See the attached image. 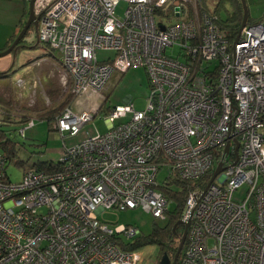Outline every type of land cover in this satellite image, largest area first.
Here are the masks:
<instances>
[{
  "label": "built area",
  "instance_id": "1",
  "mask_svg": "<svg viewBox=\"0 0 264 264\" xmlns=\"http://www.w3.org/2000/svg\"><path fill=\"white\" fill-rule=\"evenodd\" d=\"M196 2L33 0L36 39L62 54L79 108L61 113L57 131L75 136L92 121L115 72L144 68L149 93L143 110L116 106L108 130L65 149L51 172L27 168L12 182L0 155V264H142L126 243L137 229L98 216L142 208L164 220L173 202L157 173L193 182L220 163L185 200L177 264H264V17L230 42ZM97 51L114 56L100 62Z\"/></svg>",
  "mask_w": 264,
  "mask_h": 264
},
{
  "label": "rangeland",
  "instance_id": "2",
  "mask_svg": "<svg viewBox=\"0 0 264 264\" xmlns=\"http://www.w3.org/2000/svg\"><path fill=\"white\" fill-rule=\"evenodd\" d=\"M199 2L203 4L206 12L211 13L214 9V0H201ZM245 2L248 10V24L261 22L264 17V0H245ZM19 4H21L19 0H0V35H2L1 31L6 32L7 35L11 33L15 25L14 23H16L20 16V10L18 9ZM124 9L125 4L120 3L115 11L116 16L121 18ZM213 15H215L217 19H220L224 17L225 11L222 10ZM27 18L28 16L25 18L24 22H26ZM23 40L24 43L12 57L13 62L9 73H7L8 75L0 80V86L5 88L4 92L3 89L0 90V96H2V98L10 97L12 99L16 98L18 92H20V87L15 86V81L22 79L25 82L24 90L22 91L24 97H26L22 103V106L25 108L20 113L15 111L16 107L13 102H11V105H3L0 103V129L5 132L7 139L13 143L16 148V157L13 158L5 168L6 174L12 182H19L21 180L24 169L31 168L37 163L50 162L52 164H57L65 149L79 144L97 133H105L108 130L107 119L109 117V112L115 106L124 105L127 99L130 100V103L133 104V108L136 111L145 109L146 97L149 93L148 81L144 68H131L123 74L115 72L102 92L103 99H106V103L96 117L85 124L79 133L73 137L61 134L59 131L51 129L47 121L38 118L37 115L40 107H29L27 101H29L30 98H38L39 100L40 98H46L42 93L43 91L54 88H59L60 92L62 91L60 86L65 84L68 77L61 65L63 56L59 51H52L50 49L49 52L51 56H48V51L44 45L36 43V31L33 25L30 26ZM25 45L27 47H22ZM0 47H2V44H0ZM178 50L179 47L174 46L173 50H167V54L175 56ZM96 55L99 61H104L107 58H112L114 53L112 51H97ZM33 81H37L38 88L33 89L32 92L29 91V87ZM31 93L33 94L32 96H30ZM92 99L93 98H88V100ZM38 104L40 105L41 101ZM101 104L102 101H99L98 105ZM91 105L92 103H86V107H90ZM3 107L5 108V113L2 112ZM72 110L78 111L79 108L77 109L73 105ZM23 117H28V119L23 121ZM30 120H32L34 124L32 127H27ZM124 120L126 119L123 118L115 123L117 124ZM23 128L26 129L24 137H21L19 132ZM262 133L264 134V129ZM0 153H2L1 148ZM233 158L234 157H230L229 159L232 160ZM14 161L23 163L24 167L21 168L19 164H15ZM169 173V169L166 168L159 171L156 176L157 183L162 184ZM243 194L244 189H241L234 194L233 199L239 201ZM169 209H174L173 203L170 204ZM98 220L106 223L110 228L131 226L137 229L138 236L148 235L153 230L154 223L160 228L165 225V222L155 219L151 212L145 211L142 208L120 212L107 211L99 215ZM135 238L136 237H132V239H128L126 243L132 244ZM139 251L143 259L142 264H158L156 246H146ZM163 259L164 258L159 260L160 264L163 262ZM165 260L164 264H171L169 259Z\"/></svg>",
  "mask_w": 264,
  "mask_h": 264
},
{
  "label": "trees",
  "instance_id": "3",
  "mask_svg": "<svg viewBox=\"0 0 264 264\" xmlns=\"http://www.w3.org/2000/svg\"><path fill=\"white\" fill-rule=\"evenodd\" d=\"M199 1H201V0H197V2H196L197 10L199 13H205V14L213 17V16H215L213 14H216L222 10L225 11V15L223 18L217 19V17H216L215 24L221 29V31L223 32L226 39L229 40L230 42H233L237 38L238 31H239V28H240V25L242 22V17H243V9H242V5H241L240 0H214L215 1L214 9L212 10L211 13L206 12L205 11L206 9L203 7V4H201ZM24 24H25V22L22 20H20L18 22V24L16 26L18 29L17 32H14L10 36L8 42L4 46L0 47V51L6 50L12 44V42L18 36L20 30L23 28ZM246 24L249 25L248 19H247ZM28 30H27L26 34L28 33ZM26 34H25V36H26ZM25 36H24V38H25ZM23 39H22V41H20L18 43V47H17V50L15 51V53L18 51V49L24 43ZM37 44H41V43L38 42ZM22 47H27V46L25 45ZM44 47L48 51V56H51L49 49L52 51H54V49L49 48L46 45H44ZM11 57H13L12 54H11ZM12 60H13V58H12ZM100 62H106V61L104 60V61H100ZM131 68H137V67H130L129 69H131ZM9 71H10V69L7 71H4V72H0V80L4 79L8 75L7 73H9ZM125 72H122L119 74H123ZM147 81H148V78H147ZM70 83L71 82H70L69 78L67 77L65 84L63 86H60V89L62 90L61 92H60L59 88L53 89L52 92H54V96L52 98H50L47 95V91H49V90H47V91L42 92L46 98H40V100L38 98H30V100L27 101V103H29L28 104L29 107H31V106L40 107V110H38V115H37L38 118L40 120L47 121L48 125L54 131H57L56 130V121L59 118V116L61 115V113L67 108H72V106L75 102V96H74V93L72 91V86ZM24 84H25V82L22 79H18L17 81H15V86L20 87V92H18L17 97L12 99L10 97H5V98L3 97L2 98V96H0V103H2L3 105H5V104L11 105V102H13L15 104V107H16L15 111L20 113L25 108L22 106V103L24 102V99L26 98V97H24V93L22 92L24 90ZM36 88H38V83H37V81H33L29 87V91H32L33 89H36ZM148 88H149V82H148ZM2 89L4 92L5 88L0 86V90H2ZM32 95L33 94L31 93L30 96H32ZM40 101H41L42 105L38 104ZM105 103H106V99H103L102 104H101L98 112L94 115L93 119L101 111V108L105 105ZM111 111L109 112V114L111 113ZM2 112H4V113L6 112L4 107L2 108ZM23 118H24L23 121L28 119V117H23ZM30 121H32V120H30ZM117 121H119V120H117ZM119 123H121V122H119ZM33 124H34V122H33ZM23 129H26V128H23ZM24 133L23 134L20 133L21 137H24ZM61 134H66L69 136L68 133H61ZM69 137H73V136H69ZM0 148L2 150V153H0V155L4 156V159H5L4 165L6 167V165L9 162H11L13 158L16 157V148H15V145L7 139L5 132L2 131L1 129H0ZM14 163L19 164V166L21 168L24 167V164L21 162L14 161ZM52 166H53L52 163L44 162V163L34 164L31 168L35 167V168H38L40 170H45V171L51 172L50 170L53 169ZM5 173H6V170H5ZM212 173H213V165H212V168L209 169L203 176H201L199 179H197L196 181H193V182L182 181L179 178H177L175 175L169 174L170 176L167 177L162 182V184H160L158 186V190L166 197V199L168 201L173 202L174 209L173 210L168 209V211L166 213V218L164 220H160L162 222H165V225L162 228L158 227V225L154 223L153 230L148 235L137 236L135 238V241L131 244L130 249L139 251V250L145 248L146 246H156L157 252H158V261H157L158 264H160L159 260H161L162 258L169 259V261L172 262L174 254L176 252L177 246L179 244L180 238H181V236L183 234V230H184L183 225H177L174 228V230H173V226L179 220H181L183 210H184L185 200L188 196L189 191L196 189V188L201 189V190L204 189L206 184L209 182V180L212 176ZM172 188H174V189H172Z\"/></svg>",
  "mask_w": 264,
  "mask_h": 264
},
{
  "label": "water",
  "instance_id": "4",
  "mask_svg": "<svg viewBox=\"0 0 264 264\" xmlns=\"http://www.w3.org/2000/svg\"><path fill=\"white\" fill-rule=\"evenodd\" d=\"M241 5H242V9H243V17H242V22L238 31V35L240 34L241 30L244 28V26L247 23V19H248V10H247V6H246V2L245 0H240ZM33 25L34 30L37 32V19L33 14V0H31L28 4V18L23 26V28L20 30L18 36L16 37V39L12 42V44L4 51L0 52V57H4L6 55H14L15 51L17 50L18 47V43L20 41H22V39L24 38L27 30L30 28V26ZM237 35V36H238ZM236 40V39H235ZM36 43H38V41H36ZM235 155H237V151H238V141L235 140ZM229 151V147L226 146L224 152L228 153ZM224 170V168L222 167V164H218L217 168L214 170L208 184L206 185L204 191L207 189V187L214 181V179ZM177 225H183L184 226V230H183V234L180 238L178 247L176 249V252L174 254L173 260L171 262V264H176L180 255V252L182 250L185 238H186V234H187V229L189 226V220L187 222H183L182 220H179L176 224H174L173 226V230ZM165 258L163 259V262L161 264L165 263Z\"/></svg>",
  "mask_w": 264,
  "mask_h": 264
},
{
  "label": "crops",
  "instance_id": "5",
  "mask_svg": "<svg viewBox=\"0 0 264 264\" xmlns=\"http://www.w3.org/2000/svg\"><path fill=\"white\" fill-rule=\"evenodd\" d=\"M19 2L21 3V4L18 5L19 6L18 9L20 10V12H19L20 16H19L18 20L16 21V23H14L15 25L13 26V29H12L11 33H9L7 35L6 32L1 31L2 35H0V44H2V46H4L8 42L10 36L14 32H17L18 29H17L16 26H17L18 22L20 20L25 21V18L28 16V3H26L24 0H19ZM0 52H2V51H0ZM12 62L13 61H12L11 55H6L4 57H0V72H4V71L9 70L11 68ZM52 91H53V89H50L49 91H47V95L50 98H52L54 96V92H52ZM128 100L129 99H127L126 102Z\"/></svg>",
  "mask_w": 264,
  "mask_h": 264
}]
</instances>
